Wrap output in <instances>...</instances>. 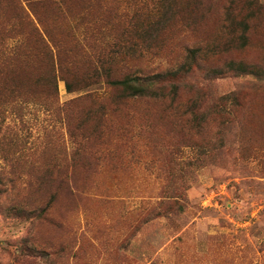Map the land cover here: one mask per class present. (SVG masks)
Returning <instances> with one entry per match:
<instances>
[{"label": "rangeland", "instance_id": "1", "mask_svg": "<svg viewBox=\"0 0 264 264\" xmlns=\"http://www.w3.org/2000/svg\"><path fill=\"white\" fill-rule=\"evenodd\" d=\"M229 61L264 71V0H0V264H264V75Z\"/></svg>", "mask_w": 264, "mask_h": 264}, {"label": "trees", "instance_id": "2", "mask_svg": "<svg viewBox=\"0 0 264 264\" xmlns=\"http://www.w3.org/2000/svg\"><path fill=\"white\" fill-rule=\"evenodd\" d=\"M38 1H42V0H38ZM29 6H31V2H29L28 9L30 13L33 14ZM24 14L27 16V19H28L29 18L28 14L26 13ZM36 19H38V21L40 22L38 17ZM241 23L243 25V31L246 30L248 26L246 19H244ZM240 36H241V40L243 43L245 40V35H243L242 33V35ZM37 37L41 44H44V46H47V47L49 45L51 47V50H53L58 45L53 42V40L49 37V35L45 31V29H42L41 32L37 31ZM191 52L192 54L194 53L193 50ZM225 70L232 71V72L239 73V74H244V73L253 74L255 76H260V77L264 75V71L257 66L246 65L243 62H235V61L227 62L225 65V68H212L210 70V73L211 74H216V73L223 74ZM186 72H190V70ZM162 77L163 75L161 73L152 75L151 77L150 76L142 77L140 75H126L118 79H107L106 84L109 87L120 89L123 95L126 97H136V96H145V95H150V96L160 95L161 96L163 95L162 91L166 86L164 85V83H167L171 88L170 90L171 94L175 96L178 91V84L175 82H172L173 79H162ZM66 88L69 91L73 90L72 86L69 83H66ZM195 105L196 104L194 103L193 104L194 108H195Z\"/></svg>", "mask_w": 264, "mask_h": 264}]
</instances>
